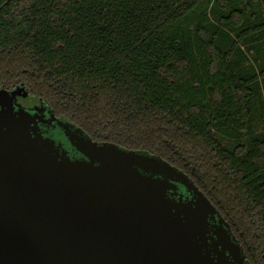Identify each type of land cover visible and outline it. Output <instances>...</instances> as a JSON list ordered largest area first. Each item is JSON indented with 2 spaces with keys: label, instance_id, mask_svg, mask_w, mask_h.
I'll list each match as a JSON object with an SVG mask.
<instances>
[{
  "label": "trees",
  "instance_id": "16d2710c",
  "mask_svg": "<svg viewBox=\"0 0 264 264\" xmlns=\"http://www.w3.org/2000/svg\"><path fill=\"white\" fill-rule=\"evenodd\" d=\"M184 171L264 264V0H0V88Z\"/></svg>",
  "mask_w": 264,
  "mask_h": 264
},
{
  "label": "water",
  "instance_id": "95a60500",
  "mask_svg": "<svg viewBox=\"0 0 264 264\" xmlns=\"http://www.w3.org/2000/svg\"><path fill=\"white\" fill-rule=\"evenodd\" d=\"M28 95L0 88V264H249L188 174L57 120L84 156L72 159L39 131L46 105L18 101Z\"/></svg>",
  "mask_w": 264,
  "mask_h": 264
},
{
  "label": "flooded vegetation",
  "instance_id": "af4514ba",
  "mask_svg": "<svg viewBox=\"0 0 264 264\" xmlns=\"http://www.w3.org/2000/svg\"><path fill=\"white\" fill-rule=\"evenodd\" d=\"M28 97V96H27ZM22 97L18 98V101L20 103H22V105L30 110L31 112H34V108L35 107H40L43 106L45 104L43 103H38V104H34V105H25L22 101H21ZM26 98V97H25ZM52 110L46 105V112H45V116L43 117V119L46 121L38 122L39 125V131L42 132V134L45 137H50L52 139H54L57 143H61L62 147L64 148V150L67 152V155L69 157H71L72 159H84L83 154H81L80 152H78L70 143V141L68 140V138L66 137L63 129L58 125L57 120H61L60 118L56 117L55 114L54 116L56 117V120H53L51 122H49L50 118H53L52 116ZM74 129L77 128L75 126H73ZM179 193H183L184 197H191V194L186 190V188L183 185H179V189H178Z\"/></svg>",
  "mask_w": 264,
  "mask_h": 264
},
{
  "label": "rangeland",
  "instance_id": "374dc122",
  "mask_svg": "<svg viewBox=\"0 0 264 264\" xmlns=\"http://www.w3.org/2000/svg\"><path fill=\"white\" fill-rule=\"evenodd\" d=\"M21 101L25 104V105H29L32 101V99H30L29 97L26 98H21Z\"/></svg>",
  "mask_w": 264,
  "mask_h": 264
}]
</instances>
